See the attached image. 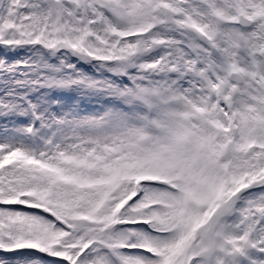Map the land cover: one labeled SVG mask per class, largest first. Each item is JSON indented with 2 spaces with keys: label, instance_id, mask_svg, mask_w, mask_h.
Returning <instances> with one entry per match:
<instances>
[{
  "label": "snow or ice",
  "instance_id": "1",
  "mask_svg": "<svg viewBox=\"0 0 264 264\" xmlns=\"http://www.w3.org/2000/svg\"><path fill=\"white\" fill-rule=\"evenodd\" d=\"M0 264H264V0H0Z\"/></svg>",
  "mask_w": 264,
  "mask_h": 264
}]
</instances>
